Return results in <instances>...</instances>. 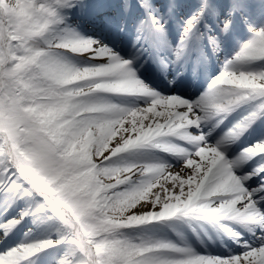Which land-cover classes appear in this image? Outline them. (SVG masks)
<instances>
[{"label":"snow or ice","instance_id":"snow-or-ice-1","mask_svg":"<svg viewBox=\"0 0 264 264\" xmlns=\"http://www.w3.org/2000/svg\"><path fill=\"white\" fill-rule=\"evenodd\" d=\"M119 2L127 56L72 23L85 0H0V264H264V4L256 26L250 0ZM238 24L197 95L134 67L207 74Z\"/></svg>","mask_w":264,"mask_h":264},{"label":"bare ground","instance_id":"bare-ground-1","mask_svg":"<svg viewBox=\"0 0 264 264\" xmlns=\"http://www.w3.org/2000/svg\"><path fill=\"white\" fill-rule=\"evenodd\" d=\"M194 2H195V0H186V9L189 10V14H190V9L192 8ZM85 4H86V7L82 11V14H80V12H81L80 10H77L74 14H72V16H71L72 23L75 25H78L80 31H82L85 35H91V36H95L98 38H103L105 40V42L111 43L114 47H116L117 50L120 51L122 55L127 56L129 54V52L131 51V40L134 38L135 34H133L129 30L127 33H123L122 37H120L119 40H117V39H110L109 40L108 37H106L107 35H105L104 28L102 26H100L101 22H99V20L100 21L104 20L105 22L108 23V21L110 20V17H111L110 16L111 12H113L114 15H116V17L119 16V14H120V2H119V0H110L109 3H104L102 0H85ZM250 4H251V9H250V12L248 14L251 17L256 18V20L252 21V22L256 26H259L260 21L257 18V17H259V14H260V11H259L260 7L259 6L261 4H264V0H250ZM95 7H98L97 13H94V11H93V10H95ZM256 7H258V8L256 9ZM117 9H119V11L115 12ZM129 23H131V21H129ZM251 35H252V33L248 30V28L246 26H244L243 24H238L237 29H236L235 33L233 34V36H238L237 37L239 39L238 42L234 43L233 41H229L228 37H230L231 35L228 36L225 43L221 47V52L215 53L209 59L208 65H212V70L210 72H208L207 74H205V72L203 70H198V71H200L201 76L204 77L203 78L204 79V81H203L204 85H202V83L199 84V82L202 80L201 78H199V76H198L199 74L198 75L197 74L189 75L185 71L182 74V76L175 78V83L169 85L166 83L167 80L164 79L163 75L157 71L155 65L150 66L152 71H154L155 74H157L159 76V78H157L154 81H152L150 79H148V80L146 79V78H148V75L145 72V70L143 69V66L139 67V66L134 65V67H136L137 73L142 79L146 80L147 82L152 83L153 85L158 87L161 91H165V90L177 91L180 94L186 95V96L197 95L206 88L209 77L212 75H215L217 72H219L221 70L224 59L233 55L236 51H238L241 43L246 41L247 39H249L251 37ZM217 57L219 59H217ZM210 62H211V64H210ZM173 77H175L174 72L171 75H169L168 79H173ZM185 80H188L189 85H191V88L188 90L179 88L178 84H176L177 82L185 81ZM139 102L142 103L143 101L141 100ZM149 153H152L155 155H166L160 151H151ZM135 158L136 157L132 156L131 154H128L127 156H125V159H128V160L135 159ZM166 158L171 159V157H166ZM177 223L180 225V230L184 231L185 234L188 235L190 241L198 249L204 250L203 247L201 245H199V242L196 241L195 236L191 232V228L188 227L189 224H191V226L196 228L198 231L201 228H203L204 230H206L208 232V234L210 236H212V240H208L207 237H203V239L205 240V244L207 246V250L212 251L216 254H224L227 252V250L223 251L219 248L211 247L212 245H216V247H218L222 237L216 236V229L208 221L200 220V219H197L196 217H190V218H185L182 221H178ZM169 231H171V230L169 229ZM23 236L24 235H22V236L19 235L17 238H23ZM223 239L225 240L226 243L228 242L226 237H223ZM230 247H232V249L234 251L239 250L236 245H230ZM46 251L51 252V249L46 250ZM41 255H43V254H41ZM38 264H39V262H38Z\"/></svg>","mask_w":264,"mask_h":264}]
</instances>
